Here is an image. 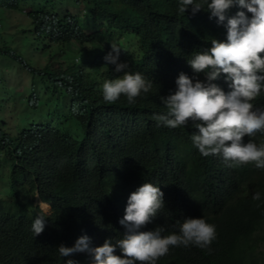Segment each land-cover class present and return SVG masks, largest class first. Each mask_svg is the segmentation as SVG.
<instances>
[{"label": "clouds", "instance_id": "clouds-1", "mask_svg": "<svg viewBox=\"0 0 264 264\" xmlns=\"http://www.w3.org/2000/svg\"><path fill=\"white\" fill-rule=\"evenodd\" d=\"M52 1L68 17L38 41L65 52L100 107L79 113L67 95L54 103L65 120L33 122L50 129H31L42 110L0 120V264H157L175 247L210 250L203 216L167 235L156 224L218 207L249 163L264 170V0H92L89 12ZM38 5L16 13L32 25ZM32 87L29 109L41 99Z\"/></svg>", "mask_w": 264, "mask_h": 264}, {"label": "trees", "instance_id": "trees-1", "mask_svg": "<svg viewBox=\"0 0 264 264\" xmlns=\"http://www.w3.org/2000/svg\"><path fill=\"white\" fill-rule=\"evenodd\" d=\"M26 0H0V56H5L16 60L18 64H23L30 68L33 75L32 95L41 97L36 102L42 107L44 104H50L55 99L70 95L75 97L73 110L79 113L85 111H98L100 107L99 90L87 84V79L77 73L69 72V61L65 52L53 55L54 51L48 52L47 46H42V54L48 57V62L41 67L32 66L25 59V42H30L28 32L31 24L19 25L21 36L11 33L3 34L4 20L8 21L9 11L21 12V2ZM44 2V7L37 6L35 13H27L29 17L34 18L32 26L35 27L37 35L45 33L47 28L53 27L52 24L58 22L56 17L67 18L66 14H60L54 7H48L52 0H35ZM79 6L85 7L89 12L93 6L92 0H77ZM83 10V9H80ZM87 14V13H86ZM82 18V16H78ZM75 17L74 21H77ZM9 24V23H8ZM4 26V27H2ZM19 40H18V39ZM39 39V36L36 38ZM58 44H63L57 40ZM13 44H17L14 46ZM21 46V48H20ZM57 49V48H55ZM58 62L59 64L55 66ZM39 78V80H37ZM36 86H41L37 90ZM58 97L56 98V96ZM31 96V94H30ZM264 100V97H263ZM35 105V103H33ZM33 106V105H32ZM30 114L34 112H29ZM26 114L25 116H27ZM30 123L31 129H50L49 127L39 126L33 122ZM30 127V126H28ZM31 129L26 131L17 130L21 136L29 134ZM53 137L70 138L72 132L65 130L59 134L51 132ZM0 138L10 140L6 133L0 131ZM264 143L263 142H257ZM261 192L264 199V170L257 169L252 163L248 167L239 170L237 177L232 181L229 187V194L225 196L218 207L205 206L197 204L184 216L180 213L169 214L171 217L159 221L167 235L171 231H176V225L186 217H205L207 222L215 225L216 238L209 249H201L194 246L175 247L170 252L159 258L157 264H264V203H259L251 199L254 192Z\"/></svg>", "mask_w": 264, "mask_h": 264}, {"label": "rangeland", "instance_id": "rangeland-1", "mask_svg": "<svg viewBox=\"0 0 264 264\" xmlns=\"http://www.w3.org/2000/svg\"><path fill=\"white\" fill-rule=\"evenodd\" d=\"M72 0H65L63 3H59L56 6L62 5H71ZM8 13V21L4 20V26H6L2 33L7 34L8 32L15 35L21 36V30H19V24L22 25L28 22V18H22L21 15L17 14L16 11L7 12ZM9 23V24H8ZM2 26V27H4ZM30 30L28 32V37L30 42H25V59L32 66L44 65L47 61V57L42 55L43 48L36 38L39 36L42 41L43 35H37L35 27L29 26ZM18 39V38H17ZM19 40V39H18ZM16 46L17 44H13ZM21 48V46H20ZM22 49V48H21ZM33 75L25 65L17 64L16 60L10 59L5 56H0V120L6 121L10 117L9 113L12 114L13 117L21 116L24 117L26 114H30L29 112H37V110H42V114H40L39 118L36 120L40 122H51L54 118L60 117L61 120H65L63 114L66 113V108L55 109L54 102L52 101L50 104H47L48 109H42L40 104L38 107L36 106V102L39 100L33 98L32 105L33 107L29 109L28 101H24V98H27L29 95V91L31 90L33 83ZM39 80V79H37ZM38 89H42L41 86H37ZM35 103V105L33 104ZM10 118L9 120L11 121ZM34 119V118H33ZM67 121V119H66ZM71 122V119L68 120ZM65 126H69L65 124Z\"/></svg>", "mask_w": 264, "mask_h": 264}]
</instances>
